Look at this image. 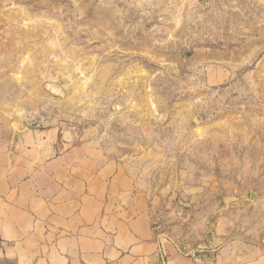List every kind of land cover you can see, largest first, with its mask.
I'll return each mask as SVG.
<instances>
[{
  "label": "rangeland",
  "instance_id": "374dc122",
  "mask_svg": "<svg viewBox=\"0 0 264 264\" xmlns=\"http://www.w3.org/2000/svg\"><path fill=\"white\" fill-rule=\"evenodd\" d=\"M23 130L131 169L178 255L264 251V0H0V143Z\"/></svg>",
  "mask_w": 264,
  "mask_h": 264
},
{
  "label": "crops",
  "instance_id": "0c3cea01",
  "mask_svg": "<svg viewBox=\"0 0 264 264\" xmlns=\"http://www.w3.org/2000/svg\"><path fill=\"white\" fill-rule=\"evenodd\" d=\"M20 133L14 151L0 143V264H264V251L178 255L131 169L67 134Z\"/></svg>",
  "mask_w": 264,
  "mask_h": 264
},
{
  "label": "water",
  "instance_id": "95a60500",
  "mask_svg": "<svg viewBox=\"0 0 264 264\" xmlns=\"http://www.w3.org/2000/svg\"><path fill=\"white\" fill-rule=\"evenodd\" d=\"M252 196V195H251Z\"/></svg>",
  "mask_w": 264,
  "mask_h": 264
}]
</instances>
